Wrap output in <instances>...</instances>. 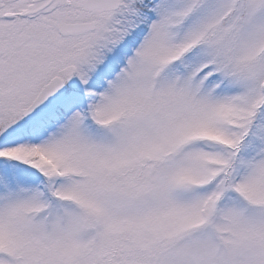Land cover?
<instances>
[{
    "label": "snow or ice",
    "instance_id": "obj_1",
    "mask_svg": "<svg viewBox=\"0 0 264 264\" xmlns=\"http://www.w3.org/2000/svg\"><path fill=\"white\" fill-rule=\"evenodd\" d=\"M0 264H264V0H0Z\"/></svg>",
    "mask_w": 264,
    "mask_h": 264
}]
</instances>
